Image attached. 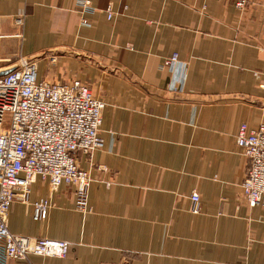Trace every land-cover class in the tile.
<instances>
[{"label":"crops","instance_id":"obj_1","mask_svg":"<svg viewBox=\"0 0 264 264\" xmlns=\"http://www.w3.org/2000/svg\"><path fill=\"white\" fill-rule=\"evenodd\" d=\"M91 1L85 13L76 0H0V70L38 60L40 81L78 79L106 105L104 148L80 159L93 213L40 179L12 205V233L69 244L29 264H264V209L245 198L237 145L242 125L264 124V0ZM41 200L52 206L37 221Z\"/></svg>","mask_w":264,"mask_h":264},{"label":"built area","instance_id":"obj_2","mask_svg":"<svg viewBox=\"0 0 264 264\" xmlns=\"http://www.w3.org/2000/svg\"><path fill=\"white\" fill-rule=\"evenodd\" d=\"M82 12L94 11L91 0H76ZM244 8L249 0H235ZM115 13L108 9V20ZM56 64L57 58L50 57ZM177 56L169 59L170 65ZM20 67L0 76V258L3 264H29L31 255L65 258L69 244L47 238L34 239L9 230V213L16 202L28 203L32 186L48 181L51 191L74 188L75 211L92 214L89 204L90 172L80 159L104 148L100 135L105 103L78 79L70 82L39 80L38 60H22ZM237 145L248 160L243 191L250 207L264 209V124L249 132L242 125ZM191 211L201 212V197L190 196ZM34 218H47L49 200L33 203ZM2 256V257H1Z\"/></svg>","mask_w":264,"mask_h":264},{"label":"water","instance_id":"obj_3","mask_svg":"<svg viewBox=\"0 0 264 264\" xmlns=\"http://www.w3.org/2000/svg\"><path fill=\"white\" fill-rule=\"evenodd\" d=\"M53 53L55 54H65V53H71V51L69 50H65V49H58V50H54L52 51ZM76 54V53H75ZM45 56V54H40L38 55L37 57H35V59H39V58H43ZM34 59H29L28 61H32ZM20 67V65H15V66H12L10 68H7V69H4V70H0V76H5V75H8L10 74L11 72L15 71L16 69H18Z\"/></svg>","mask_w":264,"mask_h":264}]
</instances>
